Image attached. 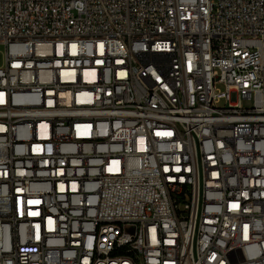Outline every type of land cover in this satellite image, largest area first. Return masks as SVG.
Masks as SVG:
<instances>
[{
  "label": "built area",
  "instance_id": "1",
  "mask_svg": "<svg viewBox=\"0 0 264 264\" xmlns=\"http://www.w3.org/2000/svg\"><path fill=\"white\" fill-rule=\"evenodd\" d=\"M0 47V264H264V0H0Z\"/></svg>",
  "mask_w": 264,
  "mask_h": 264
},
{
  "label": "rangeland",
  "instance_id": "2",
  "mask_svg": "<svg viewBox=\"0 0 264 264\" xmlns=\"http://www.w3.org/2000/svg\"><path fill=\"white\" fill-rule=\"evenodd\" d=\"M2 51H3V49H2V47H0V52H2ZM0 60H1V54H0ZM217 87L222 88V85H218ZM220 104H222V102Z\"/></svg>",
  "mask_w": 264,
  "mask_h": 264
}]
</instances>
